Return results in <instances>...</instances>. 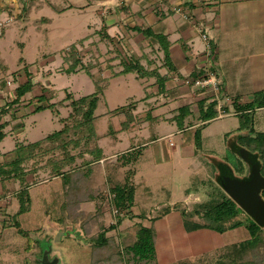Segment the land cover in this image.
<instances>
[{"label":"rangeland","instance_id":"obj_1","mask_svg":"<svg viewBox=\"0 0 264 264\" xmlns=\"http://www.w3.org/2000/svg\"><path fill=\"white\" fill-rule=\"evenodd\" d=\"M70 1L77 2L75 7L62 13L60 19L57 18L56 13L52 12L51 14L45 9L40 14L32 16L31 20L34 23L28 28L25 35L20 37L15 33L7 34L9 36H7L6 41L0 38V53L6 60L10 70L15 71L19 67H22L29 71L30 64H32L34 65L33 67H38L40 75L49 74L48 77L45 75L41 77V84L45 86L41 95H44L46 103L52 97L56 101L64 100L67 95L66 91L73 93L75 98H80L96 90L94 82L84 71L64 74V70L71 61L69 59V51L72 45L77 44V48L85 54L84 62L90 60L92 52L97 55L98 49L102 51L103 55L98 58L101 65H105L107 59L115 56L112 52V45L109 43L105 44L101 40L106 41L105 37H100L99 34H95L96 38L94 40L92 38L91 40L84 41L83 46L78 44V41L84 36L92 33V31L90 32L92 30L91 27L102 26V24L101 19L95 13L94 7L91 8L90 12L86 9L88 11L86 14L79 15L78 12L82 10L81 7L84 6L85 2L83 0ZM58 5L65 6L66 4L58 2ZM50 15L54 18V22L52 24L53 28L50 29L49 33V25L46 26L43 21L37 19H41L42 17L50 18ZM45 28L48 29L47 33H44ZM102 32H104L103 28ZM115 40L116 44L119 45L118 48L124 55L133 56V52L126 44H121L119 38H115ZM12 41L16 42V46H10ZM21 41L23 44H20ZM151 42L145 48L147 57L143 59V63L148 70L163 63V60H160V54H158L160 53L159 45L152 44L154 42ZM95 45L97 46V50H95ZM138 55H140V51L134 53V58L139 60L140 57H136ZM65 57H67V60ZM150 60L153 63L151 66H148L146 61ZM97 69L92 68V71H98ZM44 70L46 72H43ZM104 76L109 77L107 72L104 73ZM95 78H100V76H95ZM143 92L144 88L141 81L137 80L132 73L119 78H111L110 86L104 91L100 106L96 112L100 116V121L97 123L98 133L100 135H107L100 141L105 154L122 150L132 144H151V141H143L139 144L141 142L139 138L131 140L128 139L129 134L126 132H114L115 121L113 115H105L107 109L115 110L121 106L126 107L131 104V99L136 100V98H140ZM165 99V97L160 98V102ZM163 104H167V102ZM176 104H167L166 108H170L167 113H164L167 118L172 116L174 110L172 107H176ZM160 107H163V105L160 104ZM69 111L71 112V109ZM119 114L121 113L117 115ZM65 116H67V112L61 111V117ZM36 117L37 122L34 125L36 128L32 130L29 122L26 121V132L37 135H24L23 139L27 137L31 142H36L45 137L44 135H38L39 132L49 135L60 129V125L55 121L51 111L42 112ZM63 119L65 118H61V122ZM169 122H171L169 119H160V125L154 127L153 123H149V126H143L144 123L139 121L135 126L141 127V129L144 128V130L147 129V132L140 135L141 138H153L158 133L162 139L156 141L157 144L155 146L160 150V160H164L165 162L163 161L162 163L166 164L167 158L171 157L172 150L174 164H167L165 169H160V172L157 169H148L146 166H143V163L140 164V167H143L140 172L138 170L137 172L139 173L138 175L142 176V179H137L136 177L138 184L135 183L137 185L136 193L138 194L137 207L134 209L136 211L132 210L133 213L131 215H123L121 217L123 220L117 228L108 231L107 235L112 240L111 247L113 249L111 250L113 251L111 252L114 256H117V254H120V251L131 245L136 239V232L139 227L143 224L151 226L153 218L157 216L158 212L162 214L166 210L164 207L168 205L171 209L175 208L177 212L169 214L158 224L160 226V230L158 229L160 231V251H158L160 262L166 258V260H171L166 264H216L221 259L225 260L223 254L227 250L223 246L239 243L250 238L247 228L242 226L221 234L210 230H201L189 235L182 226L180 213L185 208L190 210L194 203L208 200L207 191L210 189L207 188L208 179H212L213 182L217 183L216 177L218 175L221 177V174L219 171H215L214 173L206 161H210L216 166L219 162L228 166L225 162V157L229 153V145L231 143L237 144V135H221L222 127L223 125H228V128L233 129L237 125V122L232 119H229L227 122L216 120L204 132L199 126L198 129H200L203 139L202 150L200 153L196 152V156L190 162L183 160L182 164H178V161L180 159L179 149L181 148L183 135L181 133L178 134L177 126ZM195 122L197 123V121ZM62 125L64 126L63 123ZM71 125L73 124L71 123ZM78 135L76 129L72 128L70 133L64 135L60 140L43 144V147L38 150V168L41 169L45 162L49 163L51 159L60 156L61 150L58 149V145L61 141H74L78 138ZM116 135L121 138L123 137L122 140L115 141ZM169 135L173 138L170 145L174 147V143L176 144L175 150L169 148ZM190 138L193 140V135L190 134ZM14 140V137L10 136L9 139L3 142V145L13 144ZM85 146L84 142H82L80 148L72 149L70 146L72 155L78 153L76 159L77 166H80L83 161H91L92 159L88 152H85L83 156L79 155ZM141 149L142 147H139L130 156H136V153L141 151ZM44 151L47 152L45 154L47 158H44ZM256 155L258 156V153ZM117 158L109 156V158H104L100 161L102 168L105 169L104 173L100 176L101 192L104 197H107L108 191L112 186L108 180V169L117 164ZM134 165L130 164L126 168L120 169L118 178L121 180L125 172L132 167L136 172L135 167L138 165ZM182 165L184 166L182 167ZM232 173L238 176L234 171ZM191 177H193L192 180H196L197 184L191 180ZM239 177L241 178L242 176ZM32 182L34 185L29 186L31 192L28 191L32 200V208L31 206L29 207V213L19 215L17 218L9 215L8 218H5V221L3 219L0 220V264H38V262L43 264L42 261L46 253H48L49 260L57 259L55 264H108V260H104L106 258H103L102 262H94L98 261V255L95 252V246L92 241L98 233H101L103 227L117 224L118 218L112 217L111 205L99 201L85 202L82 204L79 220L71 221L68 219L63 222L61 203L64 199L65 187L61 180L58 177L49 176L48 170H42L37 175V179ZM143 183L151 191L150 195H147L146 190L141 186ZM193 184L194 187H192ZM189 187H192L195 191L187 195L185 194V190ZM167 191L171 193V196L166 200ZM99 206L102 209V211L100 209V213H98ZM141 211L148 213V216L141 218ZM240 217L243 219V216L240 215ZM249 218L251 217L249 216ZM15 219L19 222L20 228L15 225ZM261 229L264 234V224L261 225ZM245 258L250 260V254ZM116 262L114 264H125L118 260ZM226 262L229 263V259H226Z\"/></svg>","mask_w":264,"mask_h":264},{"label":"crops","instance_id":"obj_2","mask_svg":"<svg viewBox=\"0 0 264 264\" xmlns=\"http://www.w3.org/2000/svg\"><path fill=\"white\" fill-rule=\"evenodd\" d=\"M83 1L86 5L84 4V6L81 7L82 10H80L78 14L84 15L88 12L87 10L90 12L91 8L94 7L95 13L101 19L102 26L91 27L92 30H90V32L92 31V33L84 36L80 41H87L92 38L94 40L96 38L95 34H99L100 37H105L107 35L105 37L106 41L103 39L101 40L104 41L105 44H111L113 47L112 50H114L115 45L117 47L119 46L116 44L115 38H119V42L121 44H126L133 52V56L134 53L140 51V55L136 56L140 58H146L145 48L150 45V40L146 38L139 29L144 30L149 28L155 34L163 35L169 43L171 67H168L164 60V51L160 48V53L158 54H160V60H163L162 65L149 69H157L161 76H167L164 88L162 89L160 85L156 83L155 77H146L143 79L136 78L141 81L144 92L140 98H136V100L131 99L133 108L129 111L118 112L121 113L119 115H117L118 113H110L113 110L107 109V113L105 114L113 115L115 121L114 132H126L129 134L128 139L131 140L139 138L141 141L139 144L143 141H151L150 145L132 144L129 147L122 150H116L109 154H105L103 151L104 158H109V156L118 157L122 154L135 152L139 147H142L141 151H139V158L135 163V165H138L135 167L136 175L133 177L136 184H138L137 179H142V176L138 175L139 173L137 170L140 172L143 166H146L148 169H157L160 172V169H165L167 164H174L172 150L171 157L167 158L168 160H166V164L162 163L164 160H160V150L155 146L157 144L156 141L162 139L158 133L155 134L153 138H141L140 135L147 132V129L144 130V128L141 129V127H135L139 121L144 123L143 126H149V123H153V126L155 127L160 125V119H169L171 121L169 123H174L177 126L171 118L178 115L179 108H188L189 113L186 117L184 128L180 129L177 126L178 134L181 133L183 135L181 148L179 149L180 159L178 164H182L183 160H188V162H190V160L194 159L196 156L194 131L202 124H205V127L203 128L204 132V130L216 120L225 122L229 119L235 120L237 125H235L233 129L228 128V125H223L224 128L222 127L221 135H237L236 138H238L239 135L247 134V130H241L239 128V115H241L242 112H250L253 115V126L255 131L258 133H264V107L256 106L252 109L246 108L247 105H250L253 102L256 94L264 91V0ZM58 2H64L66 5L59 6ZM76 3L77 2L74 3L70 0H0V22H7L9 21L8 19H12L10 23L1 29L2 33L0 38L5 39L6 41L7 36H9L7 34L11 33L18 34L21 37L26 34L28 28L34 23V21L31 20L34 14H40L47 9L51 14L52 12L56 13L57 18L60 19L62 13L75 7ZM78 3H80V1H78ZM177 7L186 11L191 20H186L179 14L174 13L173 8ZM37 20L43 21L46 26L49 25L50 33V29L53 28L52 24L54 18L50 15V18L42 17ZM200 21L206 22L210 29V38L214 50L212 58L207 57L205 53V44L193 25V22ZM102 28L104 32H102ZM47 31L48 29L45 28L44 33H47ZM20 44H23L22 41ZM11 45L16 46V42L12 41L10 46ZM99 50L100 49H98V53H100V56L102 57V51ZM112 52L115 54V58L112 57L115 60L111 62V64L108 63L110 65H117L119 64V59L116 58V52ZM143 61L144 60L142 59L141 63L144 65ZM108 63L101 65V68L99 69L96 68L98 71H91L93 77H90L87 73L86 74L93 82L95 76L107 78L109 80V86L111 78H119L127 75H115V73H119L122 70V67L117 65L111 69L107 67ZM146 64L148 66L152 65V63L148 64L147 62ZM33 66L34 65L30 64L29 71L22 67H19L18 70L12 71L0 53V133L4 135V138L0 142V166L3 165V167L4 165H8L14 159V150L17 145H28L38 142H31L27 137L23 139L24 135H37L35 133L31 134L26 132V121L29 122L31 129L34 130L36 128L34 125H36L37 122L36 116L42 112L51 111L54 115L55 121L60 125L59 130H61L63 128L61 118H66L70 114V107L68 106L69 102H64V106L56 105V112L49 108L42 111H36L37 107L40 105L46 106L48 104H58L61 101H56L53 97L50 98L47 103L44 101L45 99L39 100L43 96L41 93L45 87L41 84V77H43V75L48 77L49 74L45 73L40 75L38 67ZM211 71L217 73L221 77L222 86L219 97L223 107L228 111L227 115L223 117L217 116L205 122L200 119L201 104H204L205 106L204 111L208 110V104L214 102L212 99L215 97V94L212 92L205 94H202L199 91L193 92L188 86L182 83V79L185 77L203 76ZM43 72L46 71L44 70ZM105 72L108 73L109 77L104 76ZM174 74L180 79L178 83L172 81V76ZM8 77H11L12 79L10 84L7 82ZM29 81L31 82L29 90H27L21 97H18V88L27 84ZM66 93L69 92L66 91ZM70 94L74 97L73 93ZM163 96L166 99L160 102V98H164ZM226 96L230 98L229 102L225 100ZM165 102H167L168 105L170 103H177L176 107H172L174 110L171 109L173 110V114L170 118H167L164 115V113H167L170 109L166 108L168 106L167 104H163ZM160 104L163 105V107H160ZM237 106L242 108L246 106L244 109L247 110H239L237 109ZM143 107L144 109H142ZM217 107L218 101L216 110ZM61 111H66L67 116L61 117ZM126 113L130 114L132 117L129 120L130 122H127ZM95 115L98 116L97 114ZM98 117L99 122L100 116ZM195 121H197V123ZM190 130L194 131L191 132ZM190 134L193 135V140L190 138ZM38 135H44L45 137L48 136L43 134V132H39ZM10 136L15 139L13 144L3 145V142L6 139H9ZM103 138L104 137L99 140L100 147V141ZM122 138L116 135L115 141H121ZM168 138L170 140L168 143L169 148L175 150L176 144L174 143V147L173 145H170V142L173 141L172 136L169 135ZM43 139L41 138V140ZM141 163H143V166L140 167ZM183 166L184 165H182V167ZM221 166L219 167L220 174ZM37 175L38 174L26 175V180L28 182L27 189L30 192L31 190L29 189V186L34 185L32 184V181L37 179ZM23 185L24 183L19 179H15V177L10 179H2V177H0V220L3 219L5 221V218H8L9 215L14 216L18 212L19 202L15 195L20 191ZM141 186L146 188L145 183ZM134 209L135 208L132 210ZM174 212H177L175 208L170 209V211L162 218L151 224L155 227L157 233L156 253L158 264H166L171 261L164 258L162 262H160V259L158 258V251H160V226H158V224L165 217ZM180 218L185 230L181 213ZM198 231L186 232L191 235Z\"/></svg>","mask_w":264,"mask_h":264},{"label":"trees","instance_id":"obj_3","mask_svg":"<svg viewBox=\"0 0 264 264\" xmlns=\"http://www.w3.org/2000/svg\"><path fill=\"white\" fill-rule=\"evenodd\" d=\"M139 31H141L150 41L154 42H151L152 44L159 45V50L161 48L164 51V60L166 61L168 67H171L169 43L166 38L161 34H155L149 28L144 30L139 29ZM83 42L84 41L82 40L78 44L83 46ZM96 47L97 46L95 45V50H97ZM113 51L116 52V58L119 59V64L117 65L122 67V70L119 73H115V75L134 73L137 79L155 77L156 83H158L162 89L164 88L167 76H161L157 69L148 70L140 61L144 58H140L138 60L135 59L134 56L124 55L116 45ZM84 55L85 54L77 48V44L72 45L69 51V59L71 61L64 72L70 74L84 71L90 77H93L91 72L92 68H101V63L98 59L100 57V53L95 55V53L92 52L90 60L85 62ZM65 58L67 60V57ZM114 58L107 60V63L109 62L111 64V62L115 60ZM146 62L148 64L153 63L151 60ZM109 63L107 64L108 68L112 69L117 66L110 65ZM78 66L79 68L77 69ZM93 80L96 90L89 95L74 98L70 93H67L65 99L58 104L38 106L36 111H42L49 108L56 112V105L64 106V102H69L68 106L70 107L71 112L67 118L62 120L64 126L61 130L46 136L43 140L36 143L17 145L14 150V159L8 165H4V167L3 165L0 166V177H2V179L15 177V179H19L22 183H24V186L16 194V198L19 202V210L14 215L15 218L28 212L29 207L31 206V197L27 189L28 183H26V175L39 174L42 170H48V175L51 177H58L65 187L64 199L61 203V217L64 218L62 220L63 222L68 219L71 221L79 220L81 217L80 212H82L81 205L85 202L99 201L101 203H108L111 207L115 206L117 209L125 211L126 216L131 215L132 209L137 207V185L133 180L135 170L133 167L128 169L121 180L118 178V173L120 169L124 167L126 168L130 164H135L139 158V152H137V155L134 157H131L133 152L122 154L118 156L117 164L113 165V167H109L108 180L112 185L110 191L115 194L114 199L109 201L101 192L100 176L104 173L105 169L102 168L100 164V161L104 159V154L102 148L99 146V140L107 135L101 136L98 133L97 123L99 117L95 114L98 109L100 99L103 96L104 91L109 86V80L107 78H94ZM30 86L31 82L29 81L27 84L19 87L18 97H21L27 90H29ZM43 99H45L44 95L39 100ZM208 105V110L204 111V104H201L200 109V119L205 122L219 115L216 110L217 101ZM256 106L264 107V91L256 94L253 102L245 107L247 109H252ZM132 108L133 104L131 103L126 107L121 106L110 113L125 112L126 110L129 111ZM244 108L237 106V109L239 110H247ZM224 109L225 111H228L225 107ZM178 112V115L172 117L171 120L177 124L178 128L182 129L184 128L185 120L189 111L188 108H179ZM131 118V115L127 114V122ZM239 122V128L241 130H247V134L239 135L237 138V144H230V150L228 151V155L225 157V162L228 164V167L234 171V173L238 174V176L235 175L236 177L242 176L241 178H244L249 176L250 167L243 160L241 152L247 151L255 156H257L256 154L258 153L257 158L261 165L260 172L264 177V133H258L255 131L253 126V115L250 112H242L241 115H239ZM71 123L73 125H71ZM200 127L203 129L205 124H202ZM72 128L76 129L79 134L78 138L74 141H61L58 145V149L61 150L60 156L55 159H51L49 163L45 162L43 167L39 169L38 150L43 147V144L55 142L60 140L64 135H68ZM3 138L4 135L0 133V142ZM194 139L195 151L200 153L203 147V139L201 131L198 128L194 131ZM82 142H84L86 146L84 150L82 149V152L80 151L81 153H79V155L83 156L85 152H88L92 159L91 161H83L80 166H77L76 159L78 153L76 155H72L70 146L72 149L80 148ZM44 152L45 153H43V155L47 154L46 151ZM44 158H47V156L45 155ZM206 163H208V166L213 169L214 173L215 171L218 172L219 167L223 165L221 162L217 163V166L210 161H206ZM192 179L193 177H191V180ZM216 180L217 183L213 182L212 179H208L207 188L210 189L207 191V195L209 196L207 201L194 203L190 210L185 208L181 211L185 230L187 232H194L206 229L221 234L244 226L249 231L250 238L239 243L224 246L227 250L226 253L223 254L225 260L223 261V259H221V261L216 264H264V234L262 232L261 225L249 218L246 212L237 205L223 186L221 177L217 176ZM192 181L196 183L195 179ZM192 187H194V184ZM192 187L187 188L185 190V194L189 195L194 192L195 189ZM144 189L146 190L147 195H150L151 191L148 187ZM166 196L167 200L171 196V193L167 191ZM261 197L264 199V190L261 191ZM98 208V213H100L102 209L100 206ZM164 208H166V210L162 214L158 212L157 216L153 218V223L162 218L171 209L168 205ZM141 212V218H146L148 216V213L145 211ZM240 215L243 216V219ZM122 220L123 219L119 217L117 219V224L103 227L101 233H98L96 237L93 238L92 243L95 246L94 249L98 255V261L94 262H102L103 258H106L104 260H108V264L117 263V260L124 262L125 264H158L156 253L157 233L153 225H141L136 232L135 241L131 245L127 246L126 249L120 251V254L114 256L111 252L113 251L111 250L113 249L111 247L112 240L108 237L107 233L112 229H116ZM15 225L20 228V224L17 219H15ZM248 254L251 256L250 260L245 258ZM226 259H229V263L226 262ZM38 264H40V262H38Z\"/></svg>","mask_w":264,"mask_h":264},{"label":"water","instance_id":"obj_4","mask_svg":"<svg viewBox=\"0 0 264 264\" xmlns=\"http://www.w3.org/2000/svg\"><path fill=\"white\" fill-rule=\"evenodd\" d=\"M243 160L250 167V174L247 177H236L231 169L221 166V179L228 194L254 221L259 225L264 224V200L261 198V191L264 190V177L261 175V165L257 156L242 151ZM57 259L49 260L48 253L44 255L43 264H55Z\"/></svg>","mask_w":264,"mask_h":264},{"label":"built area","instance_id":"obj_5","mask_svg":"<svg viewBox=\"0 0 264 264\" xmlns=\"http://www.w3.org/2000/svg\"><path fill=\"white\" fill-rule=\"evenodd\" d=\"M173 11H174V13L179 14L184 19L191 20L189 14H187L186 11H184L180 7L173 8ZM8 20L9 21H7V22H0V36L2 33L1 29L5 25H7L8 23H10L12 21L11 18ZM193 25H194L195 29L198 31L202 41L205 44V53H206L207 57L212 58V55L214 54V50H213V45L211 43L209 26L204 21L193 22ZM179 80L180 79L177 75L174 74L172 76V81L174 83H178ZM11 81H12L11 77H8V81H7L8 84H10ZM182 83L185 84L186 86H188L191 89V91H193V92L199 91L202 94L212 92L213 94H215V97L212 100L218 101V107H217V110L219 113L218 116L223 117V116L227 115V111H225L223 104H222L220 97H219V93L221 92L222 80H221V77L217 73H214L211 71V72L206 73L203 76L185 77L184 79H182ZM229 99L230 98L228 96L225 97V100L227 102L230 101ZM114 197H115V194H113L109 190L108 194H107V199L109 201H112L114 199ZM111 214H112V217L119 218V217H122L123 215H125V212L117 209L115 206H112Z\"/></svg>","mask_w":264,"mask_h":264}]
</instances>
